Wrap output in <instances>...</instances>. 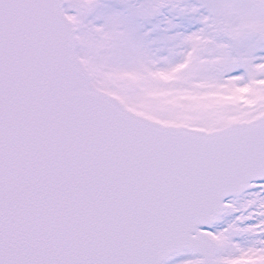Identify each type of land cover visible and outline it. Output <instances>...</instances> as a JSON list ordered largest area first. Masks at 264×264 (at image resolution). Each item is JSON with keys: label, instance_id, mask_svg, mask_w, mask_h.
Segmentation results:
<instances>
[{"label": "snow or ice", "instance_id": "obj_1", "mask_svg": "<svg viewBox=\"0 0 264 264\" xmlns=\"http://www.w3.org/2000/svg\"><path fill=\"white\" fill-rule=\"evenodd\" d=\"M0 264H264V0H0Z\"/></svg>", "mask_w": 264, "mask_h": 264}]
</instances>
